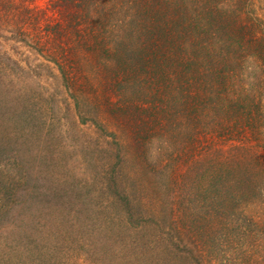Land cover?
<instances>
[{
  "label": "trees",
  "instance_id": "trees-1",
  "mask_svg": "<svg viewBox=\"0 0 264 264\" xmlns=\"http://www.w3.org/2000/svg\"><path fill=\"white\" fill-rule=\"evenodd\" d=\"M4 77L0 264H264V0H0Z\"/></svg>",
  "mask_w": 264,
  "mask_h": 264
},
{
  "label": "rangeland",
  "instance_id": "rangeland-1",
  "mask_svg": "<svg viewBox=\"0 0 264 264\" xmlns=\"http://www.w3.org/2000/svg\"><path fill=\"white\" fill-rule=\"evenodd\" d=\"M48 0H37V2L41 5H46ZM10 77H4L0 80V160L6 161L7 158L11 156L10 152V145L12 143V137L14 130V123L12 120V114L13 111V105H14V99L16 98V92L15 87L16 83L11 82ZM16 84V85H15ZM14 138V137H13ZM50 153L49 155H43L42 152H37V159L35 162H37L38 165H40V169H33L35 172L40 171L48 173V180L49 185H54L57 188L62 189H68V188H75V193L77 196H79L80 200H82L83 203H85L86 206H90L89 204V198L84 190H80L78 186L75 185L74 180L75 175L77 178L81 174L76 173L74 169L68 170L70 168V164L72 161L71 154L69 153H59L51 154V158H53V161H51ZM47 163H50V165H46ZM65 163H67V167L65 166ZM59 176V178L56 179V177ZM74 182V183H73ZM19 196V195H18ZM89 203V204H88ZM86 209V208H85ZM57 223V222H54ZM56 225V224H55ZM52 228H54V225H51ZM0 233L6 237L7 241H10L11 239H14L16 237H19L23 234L22 226H20L19 221L17 220L15 215L12 216H6V218L0 223ZM97 242L99 241L100 245L98 246V249L100 251H97V254H104L107 253L106 246L103 245V237L100 233H97L95 235ZM108 254V253H107ZM88 264L86 261H81V264Z\"/></svg>",
  "mask_w": 264,
  "mask_h": 264
}]
</instances>
